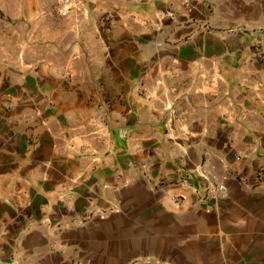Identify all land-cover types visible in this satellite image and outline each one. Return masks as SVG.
I'll return each instance as SVG.
<instances>
[{"label": "crops", "instance_id": "1", "mask_svg": "<svg viewBox=\"0 0 264 264\" xmlns=\"http://www.w3.org/2000/svg\"><path fill=\"white\" fill-rule=\"evenodd\" d=\"M63 1L0 0V264H264V0Z\"/></svg>", "mask_w": 264, "mask_h": 264}, {"label": "built area", "instance_id": "2", "mask_svg": "<svg viewBox=\"0 0 264 264\" xmlns=\"http://www.w3.org/2000/svg\"><path fill=\"white\" fill-rule=\"evenodd\" d=\"M70 1L64 0L62 6L57 10V13L61 17H65L70 12ZM169 108V107H168ZM262 172H258L257 178L260 179ZM226 191V185L223 180H218L216 176H211L210 183L207 188L205 198L208 200L220 198Z\"/></svg>", "mask_w": 264, "mask_h": 264}]
</instances>
